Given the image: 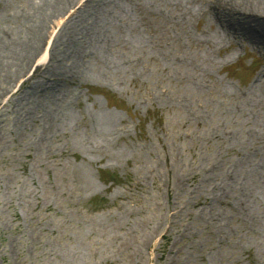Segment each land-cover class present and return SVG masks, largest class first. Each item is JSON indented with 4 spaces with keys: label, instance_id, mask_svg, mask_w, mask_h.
Returning <instances> with one entry per match:
<instances>
[{
    "label": "rangeland",
    "instance_id": "1",
    "mask_svg": "<svg viewBox=\"0 0 264 264\" xmlns=\"http://www.w3.org/2000/svg\"><path fill=\"white\" fill-rule=\"evenodd\" d=\"M75 2L21 64L30 0H0V264H264V44L199 0L182 29Z\"/></svg>",
    "mask_w": 264,
    "mask_h": 264
},
{
    "label": "bare ground",
    "instance_id": "2",
    "mask_svg": "<svg viewBox=\"0 0 264 264\" xmlns=\"http://www.w3.org/2000/svg\"><path fill=\"white\" fill-rule=\"evenodd\" d=\"M78 1H82L81 6H85L84 8H97L110 0H77V2ZM199 1L203 2L215 14L219 23H222V21L225 22L223 25L227 27L229 32L239 34L240 37L257 42L260 46L264 44V0ZM146 3L151 9L150 15H158L155 10L156 8L161 9L163 13L162 16L160 15L161 17L168 18L169 22H172L177 29L183 28L185 21L184 16L181 11H179L180 0H146ZM75 4V0H30V5L24 7L20 12V16L28 21V29L31 33L19 40L14 37L11 38V36H9L10 34L3 32V35L6 36V42H4L5 44L3 47L4 50L8 51L10 54H17L18 58L21 60V64L27 63L32 49L37 46V42L40 44V39H36L34 43H28L29 36L35 35L40 37L44 28L49 26L53 19L57 18L54 21L56 25L61 16L65 14L63 10L67 9L66 11L68 12L75 7ZM61 11L64 13L60 16L62 13ZM166 27H168V24ZM1 32L0 29V33ZM166 42L170 43L169 48H173L176 41L169 38ZM171 57L176 63L186 66L182 69V72H184L182 79L186 83L189 93L195 92L197 89H202L201 87L203 84L198 81V77L195 72L192 71L198 68L197 59L174 55ZM40 66H42V64H38L34 72H36ZM2 67L3 65L0 62V69Z\"/></svg>",
    "mask_w": 264,
    "mask_h": 264
}]
</instances>
